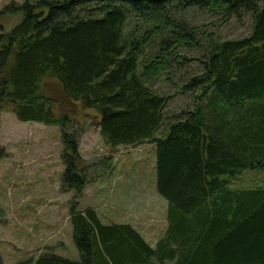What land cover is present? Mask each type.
<instances>
[{"label": "trees", "instance_id": "obj_1", "mask_svg": "<svg viewBox=\"0 0 264 264\" xmlns=\"http://www.w3.org/2000/svg\"><path fill=\"white\" fill-rule=\"evenodd\" d=\"M192 8L221 21L250 14L253 30L206 36L186 18ZM17 12L5 31L2 15ZM199 47L201 68L184 71L178 90L194 93L193 108L169 115L172 95L150 83L171 80L179 51ZM5 109L61 127L63 188L79 194L89 184L78 130L88 118L113 152L151 141L168 202L156 247L130 223L104 224L75 203L80 259L46 250L17 264H264V189L231 187L244 171L264 170V0L11 1L0 9V116Z\"/></svg>", "mask_w": 264, "mask_h": 264}, {"label": "rangeland", "instance_id": "obj_2", "mask_svg": "<svg viewBox=\"0 0 264 264\" xmlns=\"http://www.w3.org/2000/svg\"><path fill=\"white\" fill-rule=\"evenodd\" d=\"M11 1L24 0H0V9ZM22 17V12L3 14L4 30L10 31ZM186 18L191 24L206 29V36L213 34L222 39H239L253 30L250 14L241 20L232 17L221 21L223 18L212 12L192 8L186 12ZM206 36L202 37L204 44H207L203 39ZM179 53L182 65L171 74L172 79L166 80L163 75L150 83L159 93L172 95L166 107L169 115L193 108L194 93L178 90L187 78L184 71L191 73L201 68L199 58L203 50L185 48ZM75 128H79L76 123ZM78 130L80 153L89 165L84 171L89 184L80 194L77 187L63 188L61 127L22 121L8 109L1 112L0 253L4 264L34 260L46 250L79 260L70 217L75 203L77 210L96 209L104 224L130 223L152 247L165 235L168 202L155 186V145L148 141L137 146H119L113 152L90 118ZM232 183L234 191L264 189V170L248 169Z\"/></svg>", "mask_w": 264, "mask_h": 264}, {"label": "water", "instance_id": "obj_3", "mask_svg": "<svg viewBox=\"0 0 264 264\" xmlns=\"http://www.w3.org/2000/svg\"><path fill=\"white\" fill-rule=\"evenodd\" d=\"M1 154H3V152H2V149L0 148V157H1Z\"/></svg>", "mask_w": 264, "mask_h": 264}]
</instances>
